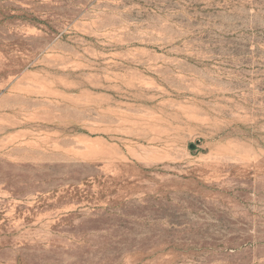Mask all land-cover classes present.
Segmentation results:
<instances>
[{"label": "rangeland", "instance_id": "rangeland-1", "mask_svg": "<svg viewBox=\"0 0 264 264\" xmlns=\"http://www.w3.org/2000/svg\"><path fill=\"white\" fill-rule=\"evenodd\" d=\"M0 264H264V0H0Z\"/></svg>", "mask_w": 264, "mask_h": 264}]
</instances>
